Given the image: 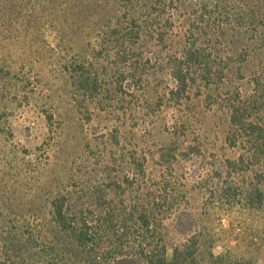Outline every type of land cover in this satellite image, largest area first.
Returning a JSON list of instances; mask_svg holds the SVG:
<instances>
[{"label":"rangeland","instance_id":"rangeland-1","mask_svg":"<svg viewBox=\"0 0 264 264\" xmlns=\"http://www.w3.org/2000/svg\"><path fill=\"white\" fill-rule=\"evenodd\" d=\"M202 12L200 35L192 37ZM151 13L158 35L140 38L128 70L114 27ZM263 13L264 0H0V213L7 224L63 240L50 215L56 196L104 204L112 187L117 203L141 163L138 183L162 196L159 232L169 259L196 237L200 264L212 245L216 264H264V191H241L249 174L234 176L233 191L217 181L241 151L227 141L228 98L257 89L261 99L249 115L264 128ZM193 40L213 75L192 72L188 93L172 97L170 63ZM139 54L144 61L134 60ZM117 264L145 263L132 254Z\"/></svg>","mask_w":264,"mask_h":264},{"label":"trees","instance_id":"trees-1","mask_svg":"<svg viewBox=\"0 0 264 264\" xmlns=\"http://www.w3.org/2000/svg\"><path fill=\"white\" fill-rule=\"evenodd\" d=\"M252 14L256 17L261 12ZM200 15L201 21L189 29L192 37L197 33L200 35L205 22L202 20L203 12ZM156 18L151 13L145 22L133 18L125 25H115V33L120 34L116 44L122 50L116 54H122L128 70L133 64L128 56L135 55L140 38L147 34L158 35ZM188 42L180 56L170 63V75L175 84L170 93L175 98L188 93L193 84L192 72L200 71L203 76L212 74L210 69L200 65L204 55L196 46V40ZM134 60L144 61V58L139 54ZM76 72L77 78L83 83L82 71L79 69ZM224 72L222 69L220 79H223ZM200 78L208 87L206 77ZM246 96L239 91L228 98L226 105L230 113L227 141L230 146L241 151L236 158L226 160L222 167L226 170L218 172L217 181L221 191H233L234 176L245 177L246 174H249L250 179L242 182L241 191H264V172L259 169L264 128L249 115V110L259 101L260 93L256 89ZM179 139L177 137L175 141ZM137 166V172L126 176L124 183L128 189L123 191L117 203L112 187L110 193L104 194V204L100 203L101 199L99 204L89 201L87 195L78 200L68 193L56 196L50 203V215L63 240L47 241L44 230L30 224L8 225L6 216L0 213V264H117L121 257L132 254L139 256L145 264H200L198 258H203L204 253L200 251L199 239L196 237L176 246L172 258L167 257V247L159 232V221L163 216L160 204L162 196L145 191L138 183L139 172L144 175V166L141 163ZM206 255L204 260L207 264H216L220 260L213 245Z\"/></svg>","mask_w":264,"mask_h":264}]
</instances>
